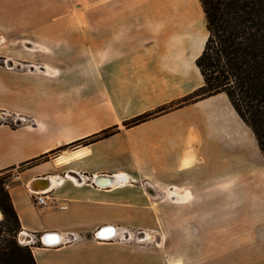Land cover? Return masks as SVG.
I'll list each match as a JSON object with an SVG mask.
<instances>
[{
    "label": "crops",
    "instance_id": "crops-1",
    "mask_svg": "<svg viewBox=\"0 0 264 264\" xmlns=\"http://www.w3.org/2000/svg\"><path fill=\"white\" fill-rule=\"evenodd\" d=\"M195 15L200 35L206 26L199 0H0V58L8 63L0 64V113L24 121L0 123V171L119 129L31 165L9 187L21 229L61 239L31 248L37 264H157L145 249L93 236L103 227L156 229L157 190L166 194L188 182L209 190L226 212L247 198L244 210L254 221H247V260L264 264V166L226 94L124 126L204 85L196 60L205 44L196 49L194 30L179 29ZM93 71L113 118L95 129L86 126V115L77 120L54 104L63 82L62 100H76L77 75L91 78ZM247 136L252 150L245 148ZM101 176L117 182L97 186ZM48 182L47 205L38 206L31 191ZM69 235L83 238L71 242Z\"/></svg>",
    "mask_w": 264,
    "mask_h": 264
},
{
    "label": "rangeland",
    "instance_id": "rangeland-1",
    "mask_svg": "<svg viewBox=\"0 0 264 264\" xmlns=\"http://www.w3.org/2000/svg\"><path fill=\"white\" fill-rule=\"evenodd\" d=\"M196 17V15L191 16L190 22L180 23L179 29L189 33L194 30L196 49H200L201 45L206 43L208 33L205 29L204 33L198 34ZM204 24L206 26V20ZM4 61V58H0L1 65H5ZM67 88V83L63 82L60 85L61 100L54 103L56 109L75 112L77 120L83 119L82 116L86 115V126L91 125L92 129L104 126L113 120L110 115L112 103L100 101L98 71H93L92 77L86 79L77 75L74 84L76 100H62L68 92ZM88 116H90L89 119ZM23 122L19 117L11 116L6 112L0 113V123L18 126ZM244 145L245 148L252 150L254 141L247 136ZM70 147L67 146L65 150L74 148ZM257 151L264 166V158L258 148ZM246 153L252 159V152L246 150ZM30 166L18 167L5 173L8 189L16 182L19 173ZM179 195L181 197L178 198ZM156 196V207L160 211L157 228L121 229V236H126V239H115L111 242L126 247L145 249L149 255L155 256L159 261L157 264H257V260L252 261L249 258L247 260V221H254L247 219V210H244V205L247 208L245 196L240 202L237 199L235 211L229 212L213 204V197L210 196L209 190L190 182L179 189L166 190V194L157 190ZM249 232L252 231L249 230ZM37 236L40 238V235ZM78 237V240L71 242H77L83 238ZM41 245L39 239L36 246Z\"/></svg>",
    "mask_w": 264,
    "mask_h": 264
},
{
    "label": "trees",
    "instance_id": "trees-1",
    "mask_svg": "<svg viewBox=\"0 0 264 264\" xmlns=\"http://www.w3.org/2000/svg\"><path fill=\"white\" fill-rule=\"evenodd\" d=\"M199 1L208 33L203 52L196 60L204 85L189 96L130 120L124 126L131 128L200 100L226 94L253 133L264 158V0ZM117 132L118 127L106 129L77 141L72 147L87 146ZM66 148L51 151L22 166L47 161ZM12 169L0 171V264H37L31 248L18 241L21 224L5 177Z\"/></svg>",
    "mask_w": 264,
    "mask_h": 264
},
{
    "label": "built area",
    "instance_id": "built-area-1",
    "mask_svg": "<svg viewBox=\"0 0 264 264\" xmlns=\"http://www.w3.org/2000/svg\"><path fill=\"white\" fill-rule=\"evenodd\" d=\"M5 65L6 67H8L7 65V61L5 60ZM9 68H13V67H9ZM98 186V185H97ZM102 187V186H100ZM31 196L32 198L34 199L35 203L38 205V206H46L47 205V194L45 191H31ZM108 228V227H103L101 228L95 235V239L99 242H106V241H112V240H115L117 239L121 234L120 232L118 231L117 232V235H114L110 238H106L104 237L102 234L104 232V230ZM113 228V227H111ZM115 229V228H113ZM119 230V229H118ZM100 232V233H99ZM48 234V233H47ZM46 235V234H45ZM44 236V235H43ZM43 236H40V238H38V236L36 234H33V233H29V232H25V231H21L18 235V241L19 243L22 245V246H28V247H35L36 246V243L39 241H41V244L43 246H48V245H45L44 242H43ZM79 237L76 236V235H70V238L68 237L67 240L68 241H76L78 240ZM61 243V242H60ZM59 243V244H60ZM59 244H55V245H59ZM53 245V246H55Z\"/></svg>",
    "mask_w": 264,
    "mask_h": 264
},
{
    "label": "water",
    "instance_id": "water-1",
    "mask_svg": "<svg viewBox=\"0 0 264 264\" xmlns=\"http://www.w3.org/2000/svg\"><path fill=\"white\" fill-rule=\"evenodd\" d=\"M100 182H104V183H110V185H111V183L113 182V178H111V177H104V176H101V177H98V178H96L95 179V184L96 185H98V186H102L101 184H99ZM48 185H49V182H48V184H47V186L46 187H44V188H38V189H33V191H43V190H45V189H47L48 188ZM102 187H106V186H102ZM113 228H111V227H108V228H106L105 230H104V232H106V231H110V232H112L113 230H112ZM103 232V233H104ZM100 233V232H99ZM114 236V235H113ZM43 242H44V244L45 245H48V246H53V245H55V244H59L60 242H61V239H60V237L57 235V234H55V233H48V234H46V235H44L43 236Z\"/></svg>",
    "mask_w": 264,
    "mask_h": 264
},
{
    "label": "bare ground",
    "instance_id": "bare-ground-1",
    "mask_svg": "<svg viewBox=\"0 0 264 264\" xmlns=\"http://www.w3.org/2000/svg\"><path fill=\"white\" fill-rule=\"evenodd\" d=\"M115 179V178H114ZM119 179V178H118ZM37 181V180H36ZM117 182V181H116ZM115 181H113L112 183H111V185H113L114 183H116ZM38 184V183H37ZM99 184H101L102 186H109L110 185V183L108 182H106V183H104V182H100ZM50 185V184H49ZM48 185V186H49ZM42 188V187H41ZM1 217H2V215H1V213H0V219H1ZM113 231L112 232H110V231H106V232H104L102 235L104 236V237H106V238H110V237H112L113 235H117V232H118V230L115 228V229H112ZM120 232V231H119ZM120 234H121V232H120ZM124 237V236H123ZM121 235L117 238V239H126L125 237L123 238Z\"/></svg>",
    "mask_w": 264,
    "mask_h": 264
}]
</instances>
